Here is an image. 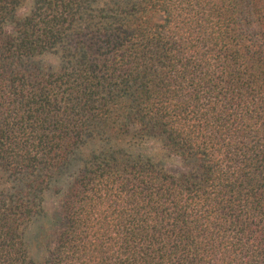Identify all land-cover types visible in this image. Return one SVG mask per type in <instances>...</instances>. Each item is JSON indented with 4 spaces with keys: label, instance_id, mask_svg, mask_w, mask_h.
I'll return each mask as SVG.
<instances>
[{
    "label": "trees",
    "instance_id": "16d2710c",
    "mask_svg": "<svg viewBox=\"0 0 264 264\" xmlns=\"http://www.w3.org/2000/svg\"><path fill=\"white\" fill-rule=\"evenodd\" d=\"M0 264H264V0H0Z\"/></svg>",
    "mask_w": 264,
    "mask_h": 264
},
{
    "label": "rangeland",
    "instance_id": "374dc122",
    "mask_svg": "<svg viewBox=\"0 0 264 264\" xmlns=\"http://www.w3.org/2000/svg\"><path fill=\"white\" fill-rule=\"evenodd\" d=\"M147 147H149L148 148L149 153H155V154L158 153L157 155L162 154V152L160 151V148L157 147L155 144L148 143ZM176 161L177 160H175V159L173 160L172 158H166V160L164 162L169 167L173 168V167H175V165L177 163ZM46 207H47V209L50 210L51 213L57 210L58 198L54 194L49 195L47 202H46ZM42 224H43L42 221H38V222H35L33 225L30 226V228L28 229L29 239L32 238L35 241L36 235L39 232L40 226H43ZM34 241L31 243V252L33 255H38L39 254L38 252H41V248L38 246V243H36V241L35 242Z\"/></svg>",
    "mask_w": 264,
    "mask_h": 264
}]
</instances>
